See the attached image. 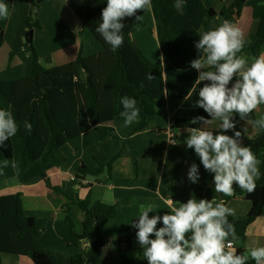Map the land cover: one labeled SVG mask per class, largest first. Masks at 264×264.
Here are the masks:
<instances>
[{
	"label": "trees",
	"instance_id": "16d2710c",
	"mask_svg": "<svg viewBox=\"0 0 264 264\" xmlns=\"http://www.w3.org/2000/svg\"><path fill=\"white\" fill-rule=\"evenodd\" d=\"M22 1L30 6L26 28L30 31L34 27L41 28L40 20L34 19V13L38 14L36 9L42 0ZM248 1L234 0L230 6L217 12L208 1L186 0L181 15L174 8V0H152L151 11L163 55L162 61L153 62L133 38L143 19L140 22L135 18L124 20L123 45L114 52L96 33L98 23L102 22L101 12L106 7L107 0H70L83 27L99 41L103 50L91 56L80 53L71 62L44 68L32 47V35L29 37L28 45L31 46L33 55L32 74L14 81L0 80V94L15 109L19 125L17 135L0 145V163L14 159L21 174L28 172L36 163L55 167L66 164L68 158L63 152L66 145L74 144L84 133L100 124L123 118L120 115L123 111L120 100L124 96L134 98L140 109V123L133 133L143 131L155 116L157 106L186 100L185 97L198 76L197 71L190 66V61L198 55L194 47L199 39L198 31L208 30L212 23L220 24L223 20L234 22L235 17L242 14ZM147 12H138L137 15L144 17ZM252 16L259 22V26L243 49L242 54L249 57L258 56L264 48V4L255 6ZM2 42L3 36L0 33V47ZM148 73L154 77L153 80L146 79ZM198 98L197 90L189 100ZM0 110H5L1 104ZM197 116L210 119L203 109L197 111ZM257 117L255 110L250 119ZM192 119H172V125L177 129L196 127L197 125L189 123ZM25 120L31 123V132L25 130ZM239 121L237 116L238 131ZM226 134L232 135V132ZM184 139L176 137L182 147L181 161L187 164V174L189 167L195 163L199 167V181L212 182V175L204 170L194 150L184 145ZM243 143L250 146L260 160V177L254 191L249 193L234 186V194L224 196L216 193L213 185L205 193L196 196L197 199H211L215 196L227 203L236 197H242L251 203V210L245 217L228 218L234 224L238 236L235 242L244 241L248 227L264 215V132L258 131V135L252 138L244 133ZM118 158L119 155L107 163H102L95 170L80 163L76 178L80 181L88 175L97 176L106 169L111 173ZM43 177L48 188L62 193L59 187L51 185L45 173ZM75 209L84 214L82 233L75 231ZM64 211V242L68 248L78 250L68 260H61L43 248L36 219L26 215L21 194L0 196V253L26 256L34 264H147L141 249L140 257L130 256L133 250L130 236L117 238V261L109 262L102 258L101 250L106 245L104 229L118 215L117 205L93 203L88 195L84 200L70 198ZM84 243L89 246L84 247ZM244 251L243 248H237L238 253ZM248 264L255 262L249 260Z\"/></svg>",
	"mask_w": 264,
	"mask_h": 264
},
{
	"label": "crops",
	"instance_id": "0c3cea01",
	"mask_svg": "<svg viewBox=\"0 0 264 264\" xmlns=\"http://www.w3.org/2000/svg\"><path fill=\"white\" fill-rule=\"evenodd\" d=\"M202 1H208L210 6L219 12L223 7L230 6L234 0ZM0 2L6 3L9 10L7 19L0 18V33L3 36L0 56L4 53L10 58L11 53L16 51L18 57L13 59V65H17L15 71L12 70L13 66L10 67L5 60L0 59V80L14 81L31 75L33 71V55L27 49L29 47H26L28 42L26 43L24 36L30 7L22 0H0ZM40 4V16L45 11V15L50 14L64 21L68 18L75 30V34L70 32L73 37L70 43L71 56H68L70 60L62 64L75 60L80 53L83 56H91L103 50L99 41L83 27L70 0H42ZM261 4H264V0H249L242 14L236 16L232 22L241 29L246 42L250 41L251 36L258 29L259 22L253 18L252 13L254 7ZM245 14L247 17L252 16L251 27L248 29L241 27ZM217 25L212 23L209 29ZM155 31L157 34L156 25ZM81 34L91 36L87 44L85 41L84 44L79 43ZM158 46L155 58L145 52L153 62L162 61L163 58L159 42ZM140 49L145 51L142 47ZM195 102L196 100L186 99L157 106L149 126L140 132L133 133L140 123V118L127 127L123 118L100 124L84 133L74 144L63 148L68 162L59 167L36 163L28 172L21 174L14 159L7 161V164L3 161L0 163V196L21 194L26 215L36 219L43 248L61 260H68L78 252L76 249L68 248L64 242L66 230L64 207L70 198L84 200L90 195L93 203L117 205L118 215L104 229L106 245L101 250L102 258L109 262L118 260L116 240L120 236L131 237L134 250L131 256L137 258V252L140 253L141 248L136 241V230L130 225L138 217L140 204L154 203V214L163 215L170 210L166 201L186 202L191 196L203 194L213 186L210 181H198L197 184H192L188 180L187 164L181 161L182 147L176 140V137L186 138V132L172 125V119L196 117L200 108L195 107ZM0 104L17 120L15 109L1 94ZM259 108L256 110L258 116L264 114V107ZM240 122L243 121L238 122V127ZM210 130L219 129L214 124L210 126ZM245 134L252 138L258 135V131L250 127ZM171 138L174 141L172 144ZM117 155L119 158L114 162L111 173L106 169L97 176L88 175L80 181L76 178L80 163L95 170ZM44 173L53 187L62 190L61 194L47 187ZM227 204L235 209L233 217L236 218L245 217L252 207L251 203L242 197H236ZM81 213L83 214L79 209H75L73 214L77 233H82L83 230L84 214L83 218L78 219ZM256 244L264 246V215L248 227L246 238L241 244L235 242L236 249L244 250ZM88 246V243H84V247ZM0 264H34V262L26 256L0 253Z\"/></svg>",
	"mask_w": 264,
	"mask_h": 264
},
{
	"label": "clouds",
	"instance_id": "9594fccd",
	"mask_svg": "<svg viewBox=\"0 0 264 264\" xmlns=\"http://www.w3.org/2000/svg\"><path fill=\"white\" fill-rule=\"evenodd\" d=\"M185 2L174 0L177 13L183 15ZM151 8L152 0H107L96 33L115 52L123 45L124 20L135 18L140 22L143 17L137 13ZM8 15L7 4L0 2V18L7 19ZM197 35L199 39L194 47L198 55L190 61V66L198 76L185 99L198 90L195 107L203 109L210 119L197 116L190 120L191 125L197 126L184 129L183 143L194 150L204 170L212 175L216 193L232 196L234 186L251 193L260 177V160L243 143L247 128L236 130V117L254 130L264 132V114L250 119L255 110L264 106V52L251 57L242 54L244 34L229 20L199 30ZM146 79L151 81L154 77L148 73ZM120 103L123 107L120 115L127 127L138 120L140 109L129 96L122 97ZM214 124L218 131L210 130ZM23 125L31 132V123L25 120ZM18 131L12 113L0 110V145ZM187 178L192 184L198 183L197 164L189 167ZM166 203L170 210L163 215L154 214V203L140 204L138 217L130 225L136 230V241L147 264H248L249 260L264 264V246L256 244L242 253L233 247L238 236L228 218L235 216V209L225 200L215 196L211 200L197 199L193 195L186 202Z\"/></svg>",
	"mask_w": 264,
	"mask_h": 264
},
{
	"label": "rangeland",
	"instance_id": "374dc122",
	"mask_svg": "<svg viewBox=\"0 0 264 264\" xmlns=\"http://www.w3.org/2000/svg\"><path fill=\"white\" fill-rule=\"evenodd\" d=\"M40 9H41V4L39 3L38 8L36 9L38 14L34 13V19L40 20L41 28L34 27L31 30L32 47L35 49L38 55V60L40 64L44 68H52L54 66H58L70 60L68 57L71 56V52H72L70 43H72V39H73L72 34H75V30L68 18H66L64 21L63 19L56 18L54 16H51L50 14L45 15V11H43L42 15L40 16ZM251 19H252L251 15L247 17V15L245 14L244 19L241 23V27L246 29L250 28ZM16 26L17 25H14V27ZM29 32L30 30L27 29L24 34L26 43L30 41V40L29 41L26 40V35ZM89 34H87L86 36L81 34L79 38L80 40L79 43L84 44L85 41V44H87L88 41L91 39L90 36L91 34L90 35ZM133 38L137 46L139 48L142 47L145 50L143 51L141 49L144 53L146 52L148 56H152V58H155L154 56L158 52L157 49L158 41H157V34L155 31V20L151 10L144 15L143 22L141 26H139L137 30L134 32ZM26 47H29L27 49L32 54L31 46H29L28 43L26 44ZM12 54L14 55L12 56ZM16 57H17V52L15 51L11 53L10 58L9 55H5L4 53L1 54L0 59L5 60L10 67L13 66L12 70L15 71L14 69L17 65H13V59H15ZM239 127L242 129L243 127H247L248 130L251 126L250 124H245V122L243 121L239 123ZM79 218H83L82 213L80 216H78V219ZM239 243L241 244V241ZM131 254L132 252L130 253V256ZM137 256L140 257L139 251L137 252Z\"/></svg>",
	"mask_w": 264,
	"mask_h": 264
},
{
	"label": "water",
	"instance_id": "95a60500",
	"mask_svg": "<svg viewBox=\"0 0 264 264\" xmlns=\"http://www.w3.org/2000/svg\"><path fill=\"white\" fill-rule=\"evenodd\" d=\"M32 35V31H30L27 35H26V40L29 41V37Z\"/></svg>",
	"mask_w": 264,
	"mask_h": 264
},
{
	"label": "built area",
	"instance_id": "2783aa9c",
	"mask_svg": "<svg viewBox=\"0 0 264 264\" xmlns=\"http://www.w3.org/2000/svg\"><path fill=\"white\" fill-rule=\"evenodd\" d=\"M170 143L172 144V143H174V141H173V139L171 138L170 139ZM233 247H235L236 248V246H235V242H234V244H233ZM237 250V249H236Z\"/></svg>",
	"mask_w": 264,
	"mask_h": 264
}]
</instances>
